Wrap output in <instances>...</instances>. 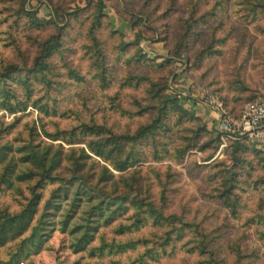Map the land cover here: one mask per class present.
Instances as JSON below:
<instances>
[{"label": "rangeland", "instance_id": "rangeland-1", "mask_svg": "<svg viewBox=\"0 0 264 264\" xmlns=\"http://www.w3.org/2000/svg\"><path fill=\"white\" fill-rule=\"evenodd\" d=\"M99 2L104 16L90 33ZM262 5L264 0H0V70L9 64L26 69L40 54V44L51 37L60 42L47 58L49 71L31 80V101L26 109L11 113L0 106V146L5 142L12 148L23 144L35 121L36 143L50 145L51 151L63 148L56 171L62 178L60 185L71 174L66 154L78 156L77 149L84 148L90 157L83 159L82 172L92 187L83 183L82 199L70 211L75 186H68L69 199H58L61 210L51 209L52 215L45 218L48 223L42 227L39 247L23 243L29 228L0 246V264L20 249L17 263L11 264H129L144 251L143 246L116 254L91 255L90 251L101 237L125 241L162 233V228L147 224L136 232L118 235L117 224L127 222L124 218L132 213L123 205L111 221L100 223L87 249L75 252L72 248L83 230L77 227L87 222L92 207L91 220L102 221L106 216L105 204H96L100 197L114 203L106 197L109 195L150 197L164 214L175 215L193 228L198 226L217 264H264V164L260 160L264 156L246 138H217L216 133H221L215 128L219 113L238 116L264 97ZM26 10L44 20L43 26L30 27ZM93 40L101 50L102 64ZM160 82L166 86L160 94H176L179 106L192 111L193 118L169 108L166 113L158 111L159 104L146 89H159ZM10 83L16 96L25 97L16 80ZM209 95L219 103L218 109L206 104ZM33 100L40 105L46 102L51 111L41 112L31 104ZM135 100L142 106L141 112ZM84 123L115 134H134L146 124L152 127L145 140L129 145L133 165L117 171L108 160L89 152L86 143L94 135L82 136L79 129L78 134L70 135L72 128ZM41 126L49 134L67 139L45 137ZM199 126L202 130L197 132ZM67 140L74 143L67 144ZM23 168L16 166L17 170ZM102 173L108 174L106 180L99 179ZM33 184L34 179L14 180L11 187L1 185L0 208L19 211L31 196ZM57 186L55 182L36 189L41 199L32 225ZM229 186L234 213L219 196ZM116 206L109 205L111 210ZM66 214L69 218L64 225ZM189 238L184 236L164 258L146 259L145 264H192L206 259L207 253L189 251L192 241L184 246Z\"/></svg>", "mask_w": 264, "mask_h": 264}, {"label": "trees", "instance_id": "trees-1", "mask_svg": "<svg viewBox=\"0 0 264 264\" xmlns=\"http://www.w3.org/2000/svg\"><path fill=\"white\" fill-rule=\"evenodd\" d=\"M264 6V5H262ZM103 5L101 2L98 4V9L96 14L94 15V21L90 26V33H92L95 27L100 25V19L104 16ZM26 17L27 24L32 28H40L45 23L44 20L39 18L35 12L26 10L24 12ZM94 37V36H93ZM139 38H137L138 41ZM94 47H98L97 40H93ZM40 54L34 59L33 64L26 68L19 67L15 64H9L4 66L2 70H0V106L3 109L8 110L13 113L17 111H24L28 103H30V94H31V80H33L37 75L44 74L49 71L48 60L47 58L52 55L53 52L59 47L60 42L57 37H51V39L44 41L40 44ZM124 45L122 44L120 48L123 50ZM97 49V48H96ZM100 49H97V54L99 57V62L102 64L103 59L100 57ZM41 74V75H42ZM45 76V75H44ZM43 79V77L41 78ZM139 79H143V77H139ZM19 83L21 87L25 90V97L19 98L16 96L17 92L14 87L11 86L10 82ZM10 81V82H9ZM153 83L150 84V86ZM165 83H159V89H151L147 88L146 93L149 95L151 99L156 101L159 104L158 111L160 113H166L165 111L169 108L172 111H178L180 114H184V117L191 119L194 117V113L187 112L183 108H181L178 104L176 94H160L163 89H166ZM156 86V84H154ZM161 86V88H160ZM20 96V95H19ZM161 97V99H159ZM31 104L34 107H37L41 112L47 113L51 111L49 105L45 102L40 105L37 100H33ZM134 105L138 107V111H142V106L134 101ZM168 106V107H167ZM227 113V112H226ZM240 113V112H239ZM43 134L45 137H49L52 140H56L58 137L62 139V135H51L41 126ZM151 124H146L142 128H140L134 134H115L111 131H106L102 127H98L97 125H88L82 124L78 127L72 128L70 131L71 136H75V134L80 133L83 135H94V139L89 140L86 143V147L89 152L92 154L103 158L104 160H108L110 165L114 170L124 171L126 168L133 165L131 163V155L132 149L129 145L136 146L138 140H145L146 137L150 134ZM157 127V126H156ZM79 129L78 133L76 130ZM202 129L200 126L197 129V132H200ZM29 136L23 142V144L12 148L8 142L0 146V186H12L14 180L17 181H31L34 179V184L31 186V196L27 199V201L23 204L22 208L17 212H9L6 208H0V246L6 244L9 240H12L16 237L21 236L25 231L31 228V232L29 235L24 238L23 243L29 242L30 246L34 248H38L41 241L44 228L43 225L47 224L45 218L52 215L53 212L50 210L59 211L61 210V202L58 199H63L67 201L69 199V189L68 186H75V190L73 193V197L71 200V209L70 211H74L81 201V193L79 191H83V183L84 187H90L88 183V175L82 172V168L84 166L83 159L90 157L84 148H78L79 151L78 156H74L72 153L66 154V160L69 165L70 170V178L68 181L61 186L60 183L62 181L59 172H56L57 169L61 166V151L63 148H57L54 151H51V146L44 144V142H35L36 136L38 135L37 126L35 121L31 122L28 127ZM62 133V132H61ZM153 132H151L152 134ZM64 134V133H62ZM217 138L221 137V134L216 133ZM67 144H71L74 142H69L67 140ZM70 141H76L72 139ZM125 146H129L125 152L123 148ZM74 149V148H73ZM75 150V149H74ZM16 152L17 156L14 154L9 155L10 152ZM261 154L259 151H257ZM260 160L263 161L264 158L260 157ZM17 164L25 166L23 170H17ZM30 164V167L28 166ZM106 172V170L103 168ZM110 173V172H109ZM108 175V174H107ZM105 174L102 173L100 175V180H106ZM112 175L109 174V177ZM58 183V186L52 190L50 197L44 203V211L39 216L37 222L32 225V221L34 216L37 213V206L41 199V193L37 192L36 189H42L47 184ZM128 185V184H126ZM61 186V187H59ZM3 187H0L2 190ZM101 194V193H99ZM104 196L103 194H101ZM232 191L231 187L224 189L219 196L222 198V203L230 208L231 212L234 213L235 205L234 202H230L229 198H231ZM236 196V195H235ZM107 198H111L110 201H115L114 203L105 202L103 197H100L98 204H105L104 210L107 211L106 216L104 217L101 212L100 216L104 217L103 220H91L88 217V214L91 213L93 207L89 211L86 216V223L79 225L77 228L83 229L81 235L77 238V241L72 244V248L75 252L82 251L87 249L88 245L94 241V237L96 232L100 227V223L106 224L111 221L114 217V213H116L123 205L124 209L132 210V213L124 218L125 221H121L117 224L115 232L118 235H123L125 233L136 232L140 230L143 226L149 224L151 227H155L157 229L162 228L163 231L161 234H153L151 237H143L139 239H127L125 241H105L104 239H100V243L97 247H92L90 249L91 255H104L106 253L116 254L121 252H126L128 250H133L137 246L141 245L145 249L135 260L129 262V264H145L146 259L157 261L161 258H164L168 255V251H172L174 247H176V243L183 239L184 236L189 235V240L184 242V246L189 244L191 241L193 242L192 246L189 248V251L192 253L196 252L198 255L207 253V258L204 260L193 262L192 264H217V259L214 255V252L210 249L208 250L209 242H204L205 234L201 232L198 226L191 227V223L184 222L179 217L175 215H166L162 211V209L155 205V202L149 198L135 199L130 198V196L126 195H117V196H106ZM129 197V198H128ZM109 205H117L116 208L110 209ZM99 206V205H98ZM102 211V210H101ZM122 213V212H121ZM127 214V213H126ZM69 215H65L64 225L67 223ZM203 231V229H202ZM198 235L200 238L193 239V236L196 237ZM24 247V245H23ZM22 249L17 252H14L11 255V258L2 264H11V261H18V257L21 254ZM238 253V250H237Z\"/></svg>", "mask_w": 264, "mask_h": 264}, {"label": "built area", "instance_id": "built-area-1", "mask_svg": "<svg viewBox=\"0 0 264 264\" xmlns=\"http://www.w3.org/2000/svg\"><path fill=\"white\" fill-rule=\"evenodd\" d=\"M206 104L219 108V103L213 96L205 98ZM215 128L221 133L236 140L248 139L264 156V97L245 107L238 116L226 112L219 113Z\"/></svg>", "mask_w": 264, "mask_h": 264}, {"label": "crops", "instance_id": "crops-1", "mask_svg": "<svg viewBox=\"0 0 264 264\" xmlns=\"http://www.w3.org/2000/svg\"><path fill=\"white\" fill-rule=\"evenodd\" d=\"M210 114H212V111L210 110Z\"/></svg>", "mask_w": 264, "mask_h": 264}]
</instances>
